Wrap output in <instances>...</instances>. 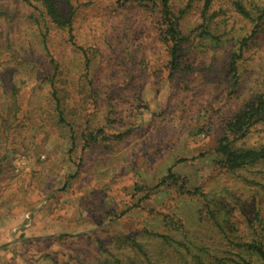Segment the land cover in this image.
Returning a JSON list of instances; mask_svg holds the SVG:
<instances>
[{
    "label": "rangeland",
    "instance_id": "374dc122",
    "mask_svg": "<svg viewBox=\"0 0 264 264\" xmlns=\"http://www.w3.org/2000/svg\"><path fill=\"white\" fill-rule=\"evenodd\" d=\"M174 2L176 9L185 4ZM0 6L14 14L0 12V264H113L100 240L121 264L145 261L122 241L126 237L146 243L150 262L143 264H189L192 253L185 247L181 253L144 237V227L215 253L220 233L205 211L200 217L201 203L193 196L172 186L145 198L135 185L154 187L172 168L212 207L263 196L264 163L228 171L213 151L214 137L198 126L209 115L199 112L202 107L214 111L229 90V106L264 90V42L241 61L237 88L218 90L232 36L225 45L197 38L198 76L192 90H182L166 68L157 15L135 4L116 8L112 0H96L74 17L79 45L96 50L88 85L83 54L61 30L45 33L29 18L34 9L16 0H0ZM198 18L189 10L184 28H194ZM53 57L64 70L58 87L72 94L64 106L67 121L52 92ZM70 123L80 131H106L105 146H88L79 137L71 151ZM122 131L123 138L112 136ZM242 142L264 144V124L252 126ZM173 204L182 222L166 226L161 212Z\"/></svg>",
    "mask_w": 264,
    "mask_h": 264
},
{
    "label": "trees",
    "instance_id": "16d2710c",
    "mask_svg": "<svg viewBox=\"0 0 264 264\" xmlns=\"http://www.w3.org/2000/svg\"><path fill=\"white\" fill-rule=\"evenodd\" d=\"M28 5L34 10L29 14V18L36 22L45 33L53 29L61 30L68 42L81 50L84 58L85 73L88 85H92L93 79L90 77L91 64L96 57V50L80 46L74 32V17L85 4H95L96 0H16ZM174 0H112L116 8L127 4H135L141 8L157 15L159 27L156 28L160 42L164 45L167 57L166 68L170 78L180 79L182 90H192V85L196 81L197 38L210 37L218 45L224 44L227 35H231L229 40L233 44L228 49L229 59L227 61L226 80L219 87L226 84L229 87L237 88L240 78L241 61L246 59L252 51L256 52L264 42V0H183L184 6L176 9ZM195 10L199 14L197 25L192 29H185L183 19L189 10ZM13 9L5 10L0 6V12L13 16ZM0 13V14H1ZM220 30V31H219ZM202 43V42H200ZM225 45V44H224ZM264 49V48H263ZM53 72L51 77L52 92L56 100L57 110L60 118L67 121L65 117V103L69 96V91L58 87L56 78L64 74L60 62L56 58L51 59ZM229 79L231 82L229 84ZM86 90L91 93L88 86ZM218 92V91H217ZM216 92V93H217ZM226 95L224 102L215 107L214 111L206 110L209 114L198 126V132H204L214 137L213 151L221 158L218 163L228 171H236L264 163V144L260 146H247L240 143L250 133L255 124H264V90L257 91L254 95L244 99L241 103L230 105L231 94ZM87 106L88 101L82 103ZM71 125V123H70ZM71 151L77 146V138L83 139L85 144L92 147L105 146L104 140L106 131H91L88 127L76 129L71 125ZM123 131L112 133V136L123 138ZM107 140H109L107 138ZM185 158L179 159V161ZM176 187L181 195H191L200 204V217L205 211L208 220L218 231V238L222 243L215 253L209 251L204 245L195 241L190 243H179L171 235L155 232L152 228L144 227V237H155L163 244L174 247L177 252L183 253L180 247H185L191 255L189 264H264V186L263 196L260 199H253L251 203L240 205L217 204L212 207L206 199V195L201 189H190L184 179L169 168L166 175L159 183L147 189L142 182H136L135 193L144 192L145 198L151 197L152 190L159 187ZM208 202L205 203L204 199ZM177 207L175 204L166 207L161 212V221L166 226L176 220ZM223 213L224 219L220 220L219 215ZM149 227V226H148ZM123 242L137 252L143 253L146 262H150L147 245L142 239L122 238ZM184 245V246H182ZM202 246V247H201ZM101 251L106 252L113 259L106 261L113 264H121V259L113 255L106 249L103 240L99 241ZM206 251V252H205ZM194 252V254H193ZM144 260L134 264H143ZM141 262V263H140ZM160 261L157 262L159 264ZM167 262L164 261V264ZM83 264V263H79Z\"/></svg>",
    "mask_w": 264,
    "mask_h": 264
}]
</instances>
